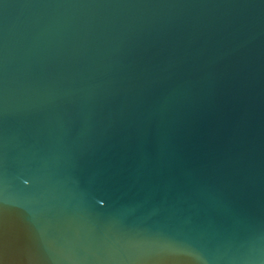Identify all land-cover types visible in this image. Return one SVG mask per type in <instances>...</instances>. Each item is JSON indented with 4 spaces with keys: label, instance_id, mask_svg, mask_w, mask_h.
Instances as JSON below:
<instances>
[{
    "label": "water",
    "instance_id": "95a60500",
    "mask_svg": "<svg viewBox=\"0 0 264 264\" xmlns=\"http://www.w3.org/2000/svg\"><path fill=\"white\" fill-rule=\"evenodd\" d=\"M0 264H264V0H0Z\"/></svg>",
    "mask_w": 264,
    "mask_h": 264
}]
</instances>
